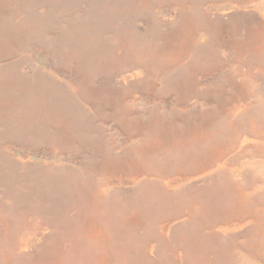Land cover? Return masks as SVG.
Returning <instances> with one entry per match:
<instances>
[{"label":"rangeland","instance_id":"rangeland-1","mask_svg":"<svg viewBox=\"0 0 264 264\" xmlns=\"http://www.w3.org/2000/svg\"><path fill=\"white\" fill-rule=\"evenodd\" d=\"M0 264H264V0H0Z\"/></svg>","mask_w":264,"mask_h":264},{"label":"bare ground","instance_id":"bare-ground-1","mask_svg":"<svg viewBox=\"0 0 264 264\" xmlns=\"http://www.w3.org/2000/svg\"><path fill=\"white\" fill-rule=\"evenodd\" d=\"M230 10V9H229ZM226 11V10H225ZM213 75V74H212ZM201 77V76H200ZM249 143V142H248ZM244 147V146H243ZM230 227V226H229ZM249 263V262H248Z\"/></svg>","mask_w":264,"mask_h":264}]
</instances>
